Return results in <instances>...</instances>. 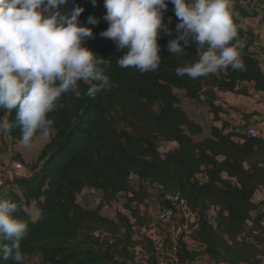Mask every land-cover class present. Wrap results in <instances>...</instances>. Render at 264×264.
<instances>
[{
    "label": "trees",
    "instance_id": "obj_1",
    "mask_svg": "<svg viewBox=\"0 0 264 264\" xmlns=\"http://www.w3.org/2000/svg\"><path fill=\"white\" fill-rule=\"evenodd\" d=\"M232 3L231 11L239 20L260 17L237 0ZM77 5L85 9L81 26L95 33L84 46L108 59L109 66L100 67L110 78V87L92 98L86 93L94 82L79 81V96L72 91L63 94L49 114L55 133L40 154V168L29 178L16 179L10 189L0 186V200L15 202L14 217L28 224L20 242L21 264L25 256L37 253L48 264H117V259L135 264L137 246L146 255L144 264H160L150 238L135 240V229H148L151 221L147 210L142 211L149 192L142 183L135 189L129 181L132 176L158 186L163 194L180 195L196 217L189 234L200 248L191 249L183 233L176 241L174 264H196L201 257L211 264H264V199L254 202L264 189V138L226 132L228 124L220 117L223 108L217 105L218 93L248 97L251 90L264 92L262 63L253 51L255 33L234 22L238 34L232 43L238 42L243 70L228 66L225 73L216 71L195 79L178 76L177 68L199 57L195 43L180 55L168 50V42L179 36L176 25L180 22L175 5L169 2L164 24L171 35L161 32L160 66L141 73L133 67H119L117 60L123 52L100 36L109 26L104 0H97L96 6L92 0H69L66 8ZM89 17L99 23L88 24ZM176 90L184 91L191 101L204 96L222 128L212 127L209 137L195 142L193 138L203 135L204 129L181 108ZM0 117L13 125L5 133L20 142L15 111H0ZM157 137L176 143L177 148L162 156ZM200 175L206 182L199 180ZM85 187L102 192L94 210L77 203ZM122 195L125 212L115 220L104 217L102 209ZM102 237L112 244L105 245ZM0 264L14 261L0 258Z\"/></svg>",
    "mask_w": 264,
    "mask_h": 264
},
{
    "label": "clouds",
    "instance_id": "obj_2",
    "mask_svg": "<svg viewBox=\"0 0 264 264\" xmlns=\"http://www.w3.org/2000/svg\"><path fill=\"white\" fill-rule=\"evenodd\" d=\"M175 5L179 36L168 42L174 55L185 52L195 43L198 60L177 68L178 76L198 78L231 66L243 70L233 21L232 0H104L108 28L100 33L112 40L123 55L117 60L121 68L133 67L141 73L158 70L161 62L159 39L168 31L164 15L168 4ZM69 0H0V111L16 114L20 143L30 146L39 135L55 133L49 114L58 106L61 96L77 90L79 81H92L86 95L110 87V78L100 65L108 59L85 47L93 39V28L81 26L85 11L79 5L68 9ZM93 6L97 0H92ZM95 17L88 24L96 25ZM183 42V43H182ZM126 50V51H125ZM97 57H100L99 59ZM13 125L0 117V131ZM17 204L0 200V258L21 264V240L27 222L14 217Z\"/></svg>",
    "mask_w": 264,
    "mask_h": 264
},
{
    "label": "rangeland",
    "instance_id": "obj_3",
    "mask_svg": "<svg viewBox=\"0 0 264 264\" xmlns=\"http://www.w3.org/2000/svg\"><path fill=\"white\" fill-rule=\"evenodd\" d=\"M243 7L250 11H258L260 17L258 19H253V27L256 29L257 34H255V45H264V0H237ZM234 3H232L233 8ZM232 10V9H231ZM233 21L240 25L243 20L238 19L233 15ZM244 23L241 25L243 26ZM250 21L246 23V28L250 29ZM175 93L180 98V106L184 109L189 117L195 122L201 124L204 129V134L201 136L194 137L195 142H200L205 136H208L211 128L215 123L222 127L221 122H215L212 111L210 110L208 104L209 101L202 96L199 101H191L187 98L184 91H175ZM226 95L218 97L217 105L220 100H225ZM220 106V105H219ZM222 107V106H221ZM223 108V107H222ZM230 109H224L220 117L222 120L226 121L228 124V129H232L237 133L247 134L250 128H257L256 126H251L249 123V114L243 112L240 108V112L231 115ZM232 116V117H231ZM229 117V120H226ZM206 138V137H205ZM50 136L47 138H41L39 135L31 143L30 146H25L20 142H13L12 139L4 131L0 134V186L4 189H10L12 183L16 179L29 178L33 173L38 170L41 166L40 154L44 147L49 143ZM159 151L162 156L173 151L177 148L176 143H169L157 137ZM199 178L204 180L203 175ZM131 185L138 189L139 185L142 183L144 187L149 192V201L146 207H142V211L147 210L148 217L150 218V226L148 229H135V240L140 243L143 237L150 238L156 248L157 255L160 264H174V243L173 237L183 234L181 231V223L185 221L181 218L183 210L175 205H168L164 200V194L158 186H151L149 181H140L136 176H132L129 179ZM102 201V192L91 187H85L83 191L77 196V203L87 210H94L98 207ZM126 202L125 196L122 195L117 201L105 206L101 214L109 219L115 220L117 214L120 212H125L124 203ZM165 210H172L174 217L160 222L158 220L159 215ZM34 214V209H31ZM185 240L191 249H198L200 246L192 242V237L190 234H185ZM191 237V238H190ZM103 242L112 244L110 239L102 237ZM136 255L135 264H144L146 260V255L141 246H137L134 250ZM25 264H48L43 258L42 253H37L35 255H27L24 257ZM117 264H133L128 261L117 259ZM196 264H209V260L206 257H201L197 260Z\"/></svg>",
    "mask_w": 264,
    "mask_h": 264
},
{
    "label": "crops",
    "instance_id": "obj_4",
    "mask_svg": "<svg viewBox=\"0 0 264 264\" xmlns=\"http://www.w3.org/2000/svg\"><path fill=\"white\" fill-rule=\"evenodd\" d=\"M248 21H250V24H251L248 27H250V29L255 34H257L256 29H254L253 27V21H254L253 19L243 20L242 24L244 23V25L242 27L244 29H247L245 26H246V23H248ZM253 51L257 52L260 56V61L262 63V70L264 73V45H254ZM218 71L221 73H225V67L220 68ZM250 93L251 94L248 97L236 96L231 93H218V97H222L226 95V99L223 101L220 100L218 104L222 106L224 109L231 108L230 109L231 115H234L235 113L240 112L241 110L240 108H242L244 113L249 114L250 116L249 123L251 124V126H256L261 131V137L264 138V92H256L254 90H251ZM226 120H229V117H227ZM213 127H216L218 129L222 128L217 123H215ZM230 131H232V129L230 130L227 128L226 132H230ZM209 136H210V133L208 136H205V137H209ZM203 177H204V180H201L200 178L199 180L201 182H206V177L205 176ZM263 199H264V189H262L255 195L254 202L260 203ZM209 264L211 263L209 262Z\"/></svg>",
    "mask_w": 264,
    "mask_h": 264
},
{
    "label": "built area",
    "instance_id": "obj_5",
    "mask_svg": "<svg viewBox=\"0 0 264 264\" xmlns=\"http://www.w3.org/2000/svg\"><path fill=\"white\" fill-rule=\"evenodd\" d=\"M247 135L253 138L261 137V131L258 128H250L247 132ZM164 200L168 205H175L180 207L183 210L181 218H184L185 221L181 223V231L184 234H189L190 226L195 223L196 217L193 213H191L187 207L186 201L178 194H164ZM174 217V213L172 210H165L162 212L158 220L160 222L169 220ZM180 238V235L173 237L174 248L176 247V241Z\"/></svg>",
    "mask_w": 264,
    "mask_h": 264
}]
</instances>
